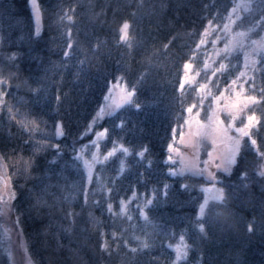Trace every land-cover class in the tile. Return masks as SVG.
<instances>
[{"label": "trees", "instance_id": "trees-1", "mask_svg": "<svg viewBox=\"0 0 264 264\" xmlns=\"http://www.w3.org/2000/svg\"><path fill=\"white\" fill-rule=\"evenodd\" d=\"M234 2L35 0V23L28 0H0V80L6 81L0 84V158L31 264H177L168 245L181 235L189 250L179 264H264V176L258 174L264 102L233 120L243 124L255 112L260 123L252 130L255 146L240 138L230 172L216 169L210 181L201 172L170 170L168 163L167 144L186 107L197 102L204 111L217 84L202 91L196 74L182 84L183 65L199 62L205 26L218 25ZM244 3L235 25L261 32L264 0ZM123 22L129 24L125 41ZM232 66L214 69L213 76L226 81ZM114 79L131 89V103L123 101L94 123ZM259 89L264 48L244 91L260 99ZM58 125L63 135L56 134ZM99 131L105 135H95ZM92 153L97 159L87 165ZM210 182L224 201L210 197L197 221ZM0 264H9L1 225Z\"/></svg>", "mask_w": 264, "mask_h": 264}, {"label": "rangeland", "instance_id": "rangeland-1", "mask_svg": "<svg viewBox=\"0 0 264 264\" xmlns=\"http://www.w3.org/2000/svg\"><path fill=\"white\" fill-rule=\"evenodd\" d=\"M28 2L36 23V3L34 6L32 0H28ZM244 5V0H235L218 25L207 24L203 32L202 49L198 54L200 57L199 62L194 65L192 62L186 61L185 64L190 65L188 69H185V64L183 65L182 84L190 83L194 74L202 77L200 83L202 91H205L206 88L209 89L211 83L217 84H215L216 89L209 96V102H207L205 110L200 111L198 103L195 102L192 106L186 107L182 120L176 125L167 144L170 170L201 172L211 181L214 179L216 169L223 170L227 166L226 161L234 146V141L241 138V134L236 129L243 127L244 123L236 125L232 117L226 113L231 112L234 115L242 113L239 109L246 102L245 97L248 96L244 91L245 81L250 78L253 62L262 49L259 43H253V41L260 42L264 40V30L255 33L252 25L246 27L235 25V19L244 8ZM233 9H236L234 13ZM124 23L121 24L120 30ZM225 25L228 26L227 29H225ZM205 29H209L208 35H205ZM238 33H245L246 35L241 37L237 35ZM120 34L122 35L121 31ZM230 55L233 56L234 61L232 59L230 62H226V57ZM225 62L228 64L233 63L232 71L228 74L226 81H221L215 78L213 73L214 69H219L220 64L225 65ZM241 73H244V76L241 77ZM238 77H240L239 80H237ZM234 80L237 81L236 84L232 83ZM201 85H206V87L201 88ZM241 85H243L242 88ZM129 92H131V89L122 81L112 80L105 89L93 117L97 116L102 108L108 112L129 99ZM234 105L236 107H233ZM189 108H191L190 112L188 111ZM223 115H225V118ZM245 123H247V120ZM229 124L232 126L229 127ZM169 145H171V150ZM95 150H97L96 147ZM94 157L92 153L91 159L87 160L86 164L91 165L94 163L97 159V157L95 159ZM217 165L220 167L218 168ZM258 169L259 172L264 169V159L261 160ZM213 187L214 185L211 182L204 185L207 192L205 191L200 199L197 205L198 210L200 205L204 203L205 198L216 195L212 194V191H215ZM11 195L6 169L0 158V198L7 202L3 204L6 209L5 213L0 215L3 244L9 257V264H31L26 251L22 247L24 245L23 237L11 211ZM146 230L148 235L155 232L150 225L146 227ZM179 244L180 241H177L168 245L170 259H176L175 249Z\"/></svg>", "mask_w": 264, "mask_h": 264}, {"label": "snow or ice", "instance_id": "snow-or-ice-1", "mask_svg": "<svg viewBox=\"0 0 264 264\" xmlns=\"http://www.w3.org/2000/svg\"><path fill=\"white\" fill-rule=\"evenodd\" d=\"M33 2V5L35 6V0H32ZM245 9H247L248 5H244ZM236 11V9H233V13ZM69 20H71V17H68ZM37 20H39V14H38V11H37ZM211 23V22H210ZM227 25H225V29H227ZM129 29V24L127 22H125L121 28V37L120 39L122 41H125L127 40V30ZM209 33V29H205V35H208ZM36 35H39V28H37L36 30ZM238 36H245L246 34L245 33H238L237 34ZM204 41L202 40L201 43H203ZM253 43H259L260 47L261 48H264V40L260 41V42H256V41H253ZM72 45L71 43L68 44V48L71 49ZM65 55L67 56L68 55V52H65ZM11 59H15V55H13L11 57ZM190 67V65L188 64H185V69H188ZM225 68V65L223 63L220 64V68L218 69V71L220 70H223ZM213 75H215V73H213ZM241 77L244 76V73H241L240 74ZM240 77L237 78V80H239ZM247 82V81H245ZM6 83V81H3V80H0V84H4ZM233 84H236L237 81L234 80L232 82ZM183 87V85H181ZM206 85H201V88H205ZM243 87V85H241V88ZM250 87L253 88L255 90V84L254 82L252 84H250ZM259 93H260V99H258L256 96H253V95H249V96H246L245 97V103L243 104L242 107H240V111H243L244 109H247L248 107H250L251 105H258L260 104L261 102H264V89H259ZM133 95V92H129L128 93V97H129V100L126 101L127 103H131V100H130V97ZM209 95H211V93H209ZM223 95V94H221ZM106 99H108L106 97ZM2 98H0V103H2ZM117 107H119V105H117ZM233 107H236V105H234ZM188 111L190 112L191 111V108L188 109ZM112 115L113 113L111 111H108L106 112V110L104 108H102L100 110V112L97 114L96 118L94 119V123L101 119L103 117V115ZM231 117H232V120H235L237 119V116L234 115L233 113L229 112L228 113ZM246 120H247V123H244L243 124V127H240V128H237L236 131L238 133L241 134V137H249L250 141H251V145L252 146H255L256 145V140L255 139H252V130L254 128H256V126L260 123L259 119L256 117L255 115V112H253L251 115H247L246 117ZM33 124V126H35V122L32 121L30 122ZM222 123V122H221ZM22 127L25 128V130H27V124H24L22 123L21 124ZM232 125L229 124V127H231ZM57 135H63V130H62V126H57ZM105 135V133H97V136L98 137H103ZM169 149L171 150V145H169ZM241 150V142L239 139H236L234 141V146L231 150V153L226 161V167H224V171L225 172H230V169L232 167V165H234L236 163V158L239 154ZM119 151L122 152L125 156L126 155H129V149L128 148H125L123 147L122 145L120 146L119 148ZM145 151H147L145 149ZM116 152V149L114 148L112 152H109L107 154V156L105 157V159H107L108 157H111L115 154ZM138 155L143 158L144 156V152H140L138 153ZM259 155L264 158V153H259ZM95 159V157H94ZM170 159V158H169ZM217 167L219 168L220 166L217 165ZM121 171H123V161L121 163ZM171 174H175V173H171ZM260 176H264V169H262L259 173H258ZM247 174H243V176H246ZM243 178V177H242ZM208 199L209 198H205V201L203 204L200 205V208H199V211H198V215H197V221H202L203 218L205 217V214H206V209L208 208ZM212 200H215V201H218V202H223L224 201V195H223V191L222 190H217V194L212 196L211 197ZM7 203L6 201H3L2 198H0V215H3L6 211V209L3 207V204ZM39 203V202H38ZM150 203V201H149ZM122 210H123V202H122ZM109 211H111V205H109ZM71 215V214H70ZM147 218V217H145ZM19 223V220L17 219V224ZM248 230L251 232L253 229H252V226L249 225V228ZM199 231L201 234H204L205 233V228H204V224L203 223H199ZM113 238L115 239V234H113ZM144 247H148L147 244H144L143 245ZM22 247L24 248L25 251H27V246L26 245H22ZM104 250H107V244H105L104 246ZM133 251H135V249H132ZM188 250H189V246L187 245V243H185L184 241V236L181 235L180 237V244L176 246V261H177V264H179V261L181 260H184L187 258V253H188Z\"/></svg>", "mask_w": 264, "mask_h": 264}]
</instances>
